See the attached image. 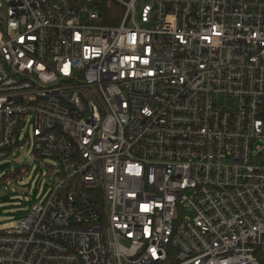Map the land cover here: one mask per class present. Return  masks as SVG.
<instances>
[{"label":"built area","instance_id":"2783aa9c","mask_svg":"<svg viewBox=\"0 0 264 264\" xmlns=\"http://www.w3.org/2000/svg\"><path fill=\"white\" fill-rule=\"evenodd\" d=\"M26 125L0 264H264V0H0V159Z\"/></svg>","mask_w":264,"mask_h":264},{"label":"rangeland","instance_id":"374dc122","mask_svg":"<svg viewBox=\"0 0 264 264\" xmlns=\"http://www.w3.org/2000/svg\"><path fill=\"white\" fill-rule=\"evenodd\" d=\"M30 130L26 125L13 135L7 157L0 159V230L15 227L30 205L50 193L57 178L58 161L34 153Z\"/></svg>","mask_w":264,"mask_h":264},{"label":"trees","instance_id":"16d2710c","mask_svg":"<svg viewBox=\"0 0 264 264\" xmlns=\"http://www.w3.org/2000/svg\"><path fill=\"white\" fill-rule=\"evenodd\" d=\"M113 13L111 11L108 12V14H105L103 19H102V23L106 24V25H115L118 22V18H119V14H120V10L118 9V7L113 6Z\"/></svg>","mask_w":264,"mask_h":264}]
</instances>
